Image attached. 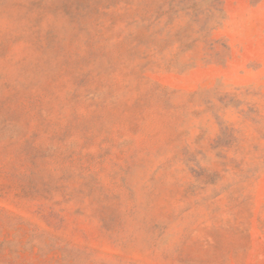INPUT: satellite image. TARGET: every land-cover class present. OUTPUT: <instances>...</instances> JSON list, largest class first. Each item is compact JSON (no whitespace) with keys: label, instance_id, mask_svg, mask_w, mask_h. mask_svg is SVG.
I'll return each mask as SVG.
<instances>
[{"label":"rangeland","instance_id":"374dc122","mask_svg":"<svg viewBox=\"0 0 264 264\" xmlns=\"http://www.w3.org/2000/svg\"><path fill=\"white\" fill-rule=\"evenodd\" d=\"M0 264H264V0H0Z\"/></svg>","mask_w":264,"mask_h":264}]
</instances>
